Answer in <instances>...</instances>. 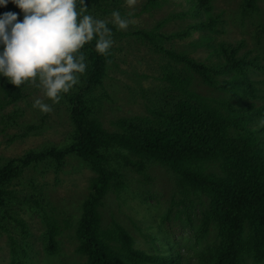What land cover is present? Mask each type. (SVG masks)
I'll use <instances>...</instances> for the list:
<instances>
[{"label":"trees","instance_id":"obj_1","mask_svg":"<svg viewBox=\"0 0 264 264\" xmlns=\"http://www.w3.org/2000/svg\"><path fill=\"white\" fill-rule=\"evenodd\" d=\"M185 1L187 11L173 14L151 30L123 32L105 22L113 39L116 35L134 36L155 53L183 65L182 71L170 68L166 73L170 99L155 111V119L119 120L116 130L108 131L93 117L88 96L103 84L117 44L113 40L106 55L96 53L95 41L85 45L81 51L86 71L80 76L78 91L68 98L72 142L61 149L31 151L0 167V218L7 217L13 194L9 187L25 168L43 163L59 168L74 155L96 175L77 227L78 252L88 256L86 264H184L180 253L148 254L136 249L132 236L118 223L102 226L104 198L125 185L123 165L145 173L150 164H158L174 174L180 188L209 200L197 236L205 240L213 230L217 238L197 253L199 264H244L247 256L264 264V104L243 101L244 94L250 93L252 99L257 96L248 72L259 65L242 56L238 46L224 42L211 47L218 61L209 63L168 48L167 43L183 40L193 32H215L219 24L214 0ZM122 4L121 0H84L87 13L100 20L112 16L113 11L123 16ZM162 6V1L148 0L143 12ZM5 10L0 8V13ZM187 17L197 19L185 29L168 34L162 31L170 20ZM197 78L222 96L209 97L192 89ZM29 86L5 85L3 100L7 104L22 101ZM56 250L52 235L48 251Z\"/></svg>","mask_w":264,"mask_h":264},{"label":"rangeland","instance_id":"obj_2","mask_svg":"<svg viewBox=\"0 0 264 264\" xmlns=\"http://www.w3.org/2000/svg\"><path fill=\"white\" fill-rule=\"evenodd\" d=\"M121 1L123 16L131 21L123 32L151 30L173 14L187 11L189 6L185 0H159L161 8L143 12L148 0H134L131 7ZM213 6L219 17L215 32L196 31L183 40L167 43V47L209 63L218 61L212 46L220 42L238 46L242 56L259 65L248 72L257 96L252 99L250 93L244 94L243 101L264 104V0H214ZM4 12H15L18 20L22 19L23 14L10 2L0 14ZM196 19L170 20L162 31L168 34L185 29ZM103 21L112 22V16ZM113 40L117 50L107 76L88 96L93 117L108 131L116 130L115 122L119 120L153 121L155 111L170 99L166 73L170 68L182 71L183 66L155 53L134 36L116 35ZM7 84L0 79V167L31 151L70 145L73 125L68 98L78 91L80 80L57 103L44 97L35 84H29L22 101L7 104L2 93ZM192 89L209 97L222 96L199 78ZM36 99L49 104L51 111L34 109ZM123 167L125 185L104 198L100 208L102 226L109 228L118 223L132 236L135 248L148 254L180 253L182 263L199 264L197 253L217 238L213 230L205 240L197 236L209 206L208 198L180 188L174 174L161 165L150 164L145 173ZM211 167L218 172L216 166ZM95 177L89 166L74 155L68 156L59 168L49 163L25 168L9 187L13 194L7 217L0 218V264H86L88 256L78 252L77 227ZM52 235L57 250L50 252ZM244 264L258 263L247 256Z\"/></svg>","mask_w":264,"mask_h":264},{"label":"clouds","instance_id":"obj_3","mask_svg":"<svg viewBox=\"0 0 264 264\" xmlns=\"http://www.w3.org/2000/svg\"><path fill=\"white\" fill-rule=\"evenodd\" d=\"M12 3L23 14H0V79L17 87L35 84L44 97L57 103L69 93L86 71L82 49L92 41L99 55L113 45L112 29L88 14L84 0H0V8ZM78 4L80 5L78 7ZM131 7L134 0H125ZM112 23L126 30L131 23L113 11ZM33 108L41 113L51 106L36 99Z\"/></svg>","mask_w":264,"mask_h":264}]
</instances>
